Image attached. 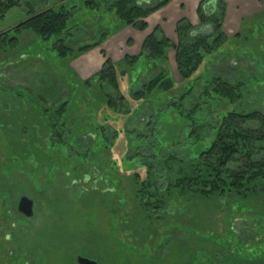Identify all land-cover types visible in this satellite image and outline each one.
<instances>
[{
  "label": "rangeland",
  "instance_id": "1",
  "mask_svg": "<svg viewBox=\"0 0 264 264\" xmlns=\"http://www.w3.org/2000/svg\"><path fill=\"white\" fill-rule=\"evenodd\" d=\"M112 1L98 0V8L91 9L86 0H20L19 6L0 16V33L11 30L29 14L64 6L71 10L72 19L62 38L67 48L76 50L96 41L103 31L117 26L115 16L108 9ZM137 1L150 5L156 2ZM196 8L191 0H176L166 14L168 17L175 10L178 20L188 16L187 19L193 21L197 28L196 33L205 32L208 28L202 31ZM147 22L148 28L139 34L132 27H122L114 32L108 39H114L121 29L130 31L128 37L124 36L116 54L105 51L107 56L117 62L126 54L136 55L142 39L158 25L169 39L176 42V20L162 19L160 14H156ZM235 31L242 34L240 43L233 42L229 48L223 46L217 53L205 56L203 65L196 72L197 75L200 73V78L195 83H185V88L180 86L182 80L177 72L174 49L168 53V65L161 63L177 82L173 97L194 84L185 107L190 110L193 104L200 106L195 115L200 125L212 123L218 117L214 96L210 99L211 109H206L199 99L200 89L212 78H222L229 83L242 82L246 86L243 98L219 104V108L225 107L224 111L259 109L264 112V12L247 16ZM56 40V37L45 40L26 31L20 36L17 49L0 50V264H78L77 256L95 260L98 264H187L189 258L178 252L190 239L204 247L206 243L213 242L210 237H215L219 231L220 237L229 239L235 256L241 244L252 248L259 245V240H264V194L241 200L244 208L238 210L240 198L235 196L219 200L217 197H174L167 207L158 210L162 219H153L154 222L150 223L145 220L135 197L133 175L138 173L144 177L146 167L139 162H127L126 156L134 153L123 129L135 130L141 135L148 134L156 125L158 133L155 138L165 147L163 156L168 152L177 153L178 157L195 156L202 147V135L185 138L187 130L168 125V121H160V111L162 113L167 108L164 98L148 102L141 112L126 118L125 115L116 116L104 107L100 91L91 90L90 96L82 94L80 89L77 92L76 82L88 77H80L82 71L72 65L82 63L84 54L63 58L55 48ZM100 57L104 62V57ZM157 67L144 75L134 89L137 90L157 73ZM127 80L122 82L126 92ZM79 97L86 99L88 105H84ZM69 100L70 107L62 118L67 126L61 129L62 135L68 128L70 131L73 129L78 118L84 124L90 121L106 124L114 128H104L108 141L114 144L113 148L106 151L98 149L96 139L90 138L93 136L88 133L87 136L83 134L81 138H73L66 146L62 144L60 151L51 153L46 142L38 139L43 148L37 152L38 162L32 158L28 163L21 160L20 151L14 147L18 146L16 143L30 140L35 133L30 127L37 124H40L42 136L46 137L48 130L41 115L47 113L46 108L48 114H54ZM78 105L82 107L77 108ZM170 116L176 120L173 112ZM23 127L30 129L24 130ZM83 127L80 134L92 131ZM114 130L118 136L115 142ZM77 142L83 146L79 147ZM92 146L95 151L85 154V149ZM77 151L85 156V160L73 154ZM4 157H9L8 162ZM69 157L73 158L69 161ZM80 169L82 172H78ZM156 170L161 171L159 166ZM23 195L33 201L31 217L18 211V202ZM165 210L169 212L165 213ZM257 215L260 219H255ZM235 216L239 218L234 220ZM154 218H157L156 214ZM175 220L177 222L172 224ZM222 238L215 241L222 247H228ZM204 256L203 249L198 251L197 260L191 264H208ZM215 258L223 260L219 254Z\"/></svg>",
  "mask_w": 264,
  "mask_h": 264
},
{
  "label": "trees",
  "instance_id": "2",
  "mask_svg": "<svg viewBox=\"0 0 264 264\" xmlns=\"http://www.w3.org/2000/svg\"><path fill=\"white\" fill-rule=\"evenodd\" d=\"M172 1L156 0L150 5L140 4L137 0H113L108 9L115 16V20L118 22L117 26L113 30L103 31L96 41L80 46L76 50L67 48L65 39L62 38L72 19L71 10L64 6L59 9L48 8L35 14H29L24 21L11 30L0 33L1 51L17 49L20 36L26 31L45 40L56 37L55 48L63 58L68 55L80 56L99 48L104 57L103 65L90 77L76 82L77 92L80 89L82 94L90 96L91 90L100 91L104 107L114 115H125L126 118L141 112L148 102H156L164 98L167 108L162 113L160 111V121H168V125L181 126L187 130L188 134L184 136L185 138H189L191 135L195 137L202 135L203 144L200 145L202 147L199 146L201 149H198L199 152L195 156L178 157L174 152H168L163 156L162 152L165 147L155 138L158 133L156 125L150 128L148 134L141 135L135 130L126 131L123 129L128 136L129 148L132 147L134 153L126 156L127 162H139L146 167L144 177L134 173L133 178H135L134 183L136 184L135 197L144 212V219L149 223L150 221L154 222L153 219L158 221L163 218L162 215H159L158 210L167 207L168 202L173 201L174 197L194 198L199 196L204 199L217 197L219 200L235 196L240 198L238 210L244 208L241 200L264 194V112L259 109L224 111L225 107H222L223 110L218 107L219 104L243 98L244 90H246L245 84L242 82L229 83L222 78H212L202 87L199 99L206 105V109H211L210 99L214 96L218 117L212 123L200 125L197 122L198 118H195L196 113L200 111V106L193 104L190 110L185 107L186 98L192 95L194 84L178 96L173 97L172 93L177 82L169 70L162 66L163 63L168 65V53L174 49L177 72L182 80L180 86L184 87L185 83L198 81L201 75L200 73L197 75L196 72H199L203 65L205 56L217 53L223 46L229 48L233 42L240 43L243 39L241 33H236L230 38L224 32L223 24L226 15L224 0H216L215 11L211 14H207L204 10L206 0H201L198 4L196 14L199 26L209 27L205 32L196 33L195 29L197 28L187 18L182 17L175 25L176 42L169 39L158 25L144 38L136 55L126 54L121 60L115 62L107 56L102 48L103 43L122 27H132L139 32L145 31L148 28L147 19ZM85 3L89 4L91 9H96L99 6L98 0H86ZM19 5L20 0H0V16L3 17L10 8ZM155 66H158L157 73L135 90L134 86L140 84L141 78L152 72ZM126 79H128L127 92L122 87V82ZM79 98L81 102L85 103L84 105H88L86 99ZM70 104V100L64 102L54 114H48L46 108L47 113L41 115V120L48 133L46 137L42 136L40 124L31 126L30 128L35 130L31 139L22 143L18 141L16 143L18 146H14L20 151L21 154L18 155H21V160L28 163L32 158L38 162L37 152L43 150L38 139L46 142L51 153L60 151L61 145L66 146L67 142L71 143L73 138L75 140L76 137L81 138L84 136L83 134L87 136L88 133L93 136L90 138L96 139L98 149L103 148L106 151L113 148L114 144L108 141L110 139L104 129L106 126L110 127L106 124H96L92 121L84 124L78 118L74 121L73 129L70 131L68 128L66 133L63 131L65 135H62L61 129L67 127L62 118ZM78 107L82 106L78 105ZM172 112L176 115L175 121L172 119L173 116H170ZM90 124L93 125V129L89 127ZM83 125L86 131H92L80 134L81 129H84ZM80 126L82 127L80 128ZM23 128L24 130L30 129L29 127ZM110 129L114 128L110 127ZM114 131L112 136L115 142L118 136L116 130ZM204 133L206 134L203 135ZM135 140L136 143H134ZM77 143L79 147L83 146L82 143ZM154 144L156 145L153 149ZM73 148L75 149V143H73ZM70 149L71 146L66 152H69ZM95 149L94 146L85 149V154H92ZM73 154L85 160V156L78 151ZM71 158L73 157H69V161ZM5 159H9V157ZM158 166L161 171L156 170ZM82 169L78 172H82ZM161 180L164 181L163 184H161ZM167 212L169 211L165 210V213ZM154 214L157 218H154ZM237 218L239 217L235 216L234 220ZM255 219H260L259 215ZM176 222L175 220L172 224ZM220 235L222 234L218 231L215 237L211 236L213 242L206 243L204 247L190 239L183 243L184 245L178 253L189 258L187 264L194 263L197 260L198 251L202 249L206 253L204 260L208 264H230V261H234V264H264V240L258 241L261 246L256 244L252 248L241 244L237 248L235 256L231 251V244L227 236L225 235V239ZM219 238H222L228 247H222L215 241ZM186 254L188 255L186 256ZM217 254L221 255L222 261L215 258Z\"/></svg>",
  "mask_w": 264,
  "mask_h": 264
},
{
  "label": "crops",
  "instance_id": "3",
  "mask_svg": "<svg viewBox=\"0 0 264 264\" xmlns=\"http://www.w3.org/2000/svg\"><path fill=\"white\" fill-rule=\"evenodd\" d=\"M175 1L176 0H173L169 6L167 5L166 7L162 8L158 12L154 13L152 16H155L156 14H160V18L162 19L164 18L173 19V20H176L177 22L178 18L175 16L176 15V13H174L175 10L173 14H171L170 16L168 15V17L166 14L168 9L171 6H173V3ZM187 1H190V0H187ZM191 1H192V4L196 7L198 5V2H200V0H191ZM224 1L226 2V15L224 19L223 29H224L225 34L229 37L236 34L237 31L235 30L240 27L242 20H244L247 16H250L256 13L258 14V12L259 13L264 12V0H224ZM216 2H217L216 0H206L205 5H204V10L207 14H211L212 12L215 11ZM186 18H188V16ZM206 27L207 26L202 27V29ZM124 30H127V29H124ZM124 30L121 29L118 33L115 34L114 39L112 40L108 39L104 43L103 49L107 53L110 52V54L112 55V53L114 52V54H116L115 51L118 50V48L122 45L121 43L124 41V36L128 37L129 35L130 31L125 32ZM131 32H134V31H131ZM135 33L139 34L140 32L138 31ZM143 40L144 39H142L140 43V47H141ZM109 41L112 42V44ZM100 56H102L100 54V50L93 49L90 52L84 54L83 57L85 58L83 59L82 63H78V64L76 63L72 65V67L74 66L77 70H80V72L82 71V74L80 73V77L82 78L89 77L92 73H95L101 68L103 60L100 59L101 58Z\"/></svg>",
  "mask_w": 264,
  "mask_h": 264
},
{
  "label": "water",
  "instance_id": "4",
  "mask_svg": "<svg viewBox=\"0 0 264 264\" xmlns=\"http://www.w3.org/2000/svg\"><path fill=\"white\" fill-rule=\"evenodd\" d=\"M18 211L24 214L27 217L33 215V201L28 196H21L18 202ZM76 262L78 264H98L97 261L91 260L82 256H77Z\"/></svg>",
  "mask_w": 264,
  "mask_h": 264
},
{
  "label": "flooded vegetation",
  "instance_id": "5",
  "mask_svg": "<svg viewBox=\"0 0 264 264\" xmlns=\"http://www.w3.org/2000/svg\"><path fill=\"white\" fill-rule=\"evenodd\" d=\"M230 264H234V261H230Z\"/></svg>",
  "mask_w": 264,
  "mask_h": 264
}]
</instances>
